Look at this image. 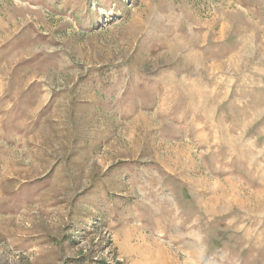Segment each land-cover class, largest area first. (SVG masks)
<instances>
[{"label":"rangeland","instance_id":"1","mask_svg":"<svg viewBox=\"0 0 264 264\" xmlns=\"http://www.w3.org/2000/svg\"><path fill=\"white\" fill-rule=\"evenodd\" d=\"M0 264H264V0H0Z\"/></svg>","mask_w":264,"mask_h":264}]
</instances>
